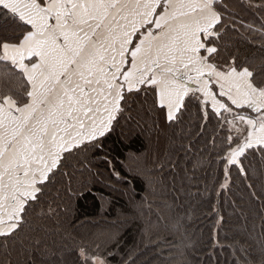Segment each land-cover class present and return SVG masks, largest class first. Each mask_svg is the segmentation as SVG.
Returning <instances> with one entry per match:
<instances>
[{"label": "snow or ice", "instance_id": "1", "mask_svg": "<svg viewBox=\"0 0 264 264\" xmlns=\"http://www.w3.org/2000/svg\"><path fill=\"white\" fill-rule=\"evenodd\" d=\"M229 31L239 29L226 0H0V247L37 208L46 214L69 156L102 151L141 94L167 122L190 108L215 119L225 173L240 166L247 178L240 157L264 146V63L231 54ZM143 175L151 187L154 172ZM78 251L81 264H109Z\"/></svg>", "mask_w": 264, "mask_h": 264}, {"label": "trees", "instance_id": "2", "mask_svg": "<svg viewBox=\"0 0 264 264\" xmlns=\"http://www.w3.org/2000/svg\"><path fill=\"white\" fill-rule=\"evenodd\" d=\"M226 2L239 29L225 37L229 52L264 63V0ZM152 99L141 94L113 123L102 151L69 156L67 175H58L44 197L46 214L37 208L8 249L0 247V264H81L82 243L109 264H122L129 253L136 264H259L264 146L240 157L247 178L235 165L226 174L216 120L190 108L167 122ZM149 170L151 187L143 175Z\"/></svg>", "mask_w": 264, "mask_h": 264}, {"label": "crops", "instance_id": "3", "mask_svg": "<svg viewBox=\"0 0 264 264\" xmlns=\"http://www.w3.org/2000/svg\"><path fill=\"white\" fill-rule=\"evenodd\" d=\"M159 11V10H158ZM145 29H142L141 32H143ZM137 35H140V33H137ZM135 42V41H134Z\"/></svg>", "mask_w": 264, "mask_h": 264}]
</instances>
